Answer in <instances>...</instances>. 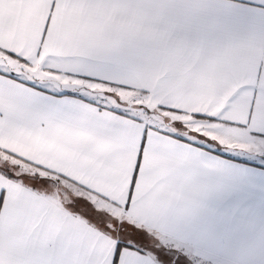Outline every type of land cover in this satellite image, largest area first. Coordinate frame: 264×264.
I'll return each instance as SVG.
<instances>
[{
	"label": "snow or ice",
	"instance_id": "1",
	"mask_svg": "<svg viewBox=\"0 0 264 264\" xmlns=\"http://www.w3.org/2000/svg\"><path fill=\"white\" fill-rule=\"evenodd\" d=\"M0 264H264V0H0Z\"/></svg>",
	"mask_w": 264,
	"mask_h": 264
}]
</instances>
